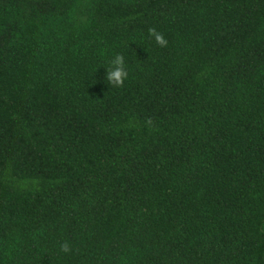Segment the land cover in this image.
Instances as JSON below:
<instances>
[{
	"label": "trees",
	"instance_id": "16d2710c",
	"mask_svg": "<svg viewBox=\"0 0 264 264\" xmlns=\"http://www.w3.org/2000/svg\"><path fill=\"white\" fill-rule=\"evenodd\" d=\"M0 264H264V0H0Z\"/></svg>",
	"mask_w": 264,
	"mask_h": 264
},
{
	"label": "clouds",
	"instance_id": "9594fccd",
	"mask_svg": "<svg viewBox=\"0 0 264 264\" xmlns=\"http://www.w3.org/2000/svg\"><path fill=\"white\" fill-rule=\"evenodd\" d=\"M148 36L155 42L158 47H167L168 41L156 28L148 29ZM129 73L126 67L125 58L123 54L117 53L110 61V67L107 68L106 79L113 87H123L125 81L128 79ZM60 250L64 253H70L72 248L70 244L65 241L61 244Z\"/></svg>",
	"mask_w": 264,
	"mask_h": 264
}]
</instances>
